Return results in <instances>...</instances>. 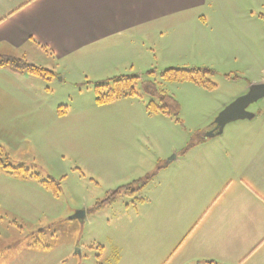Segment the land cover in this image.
<instances>
[{
    "label": "rangeland",
    "instance_id": "obj_1",
    "mask_svg": "<svg viewBox=\"0 0 264 264\" xmlns=\"http://www.w3.org/2000/svg\"><path fill=\"white\" fill-rule=\"evenodd\" d=\"M261 40H248L257 52L252 59L258 55L261 62L244 66L253 65L247 73L227 70L240 63L228 66L219 57L215 63L195 58L211 69L208 79L214 87L166 79L164 69L194 67L179 65L191 59L181 60L172 51L166 61L163 57L156 63L154 73L140 74L143 82L155 83L158 91L177 101V117L151 113L150 102L158 103L160 96H150L142 82L135 95L105 103L96 101L94 86L87 91L48 83L44 103H64L61 112L47 113L36 130L0 127L3 160L27 170L26 175H16L0 163V264H175L178 257L171 260V255L183 243L177 209L185 201L179 200L181 186L172 189L164 169H158L161 162L177 163L175 149L189 169L204 154L225 157L233 148L229 140L237 136L258 137L260 142H250L253 149L248 147V152L264 154V97L249 106L255 115L251 120L230 122L222 134L201 140L205 127L226 105L248 92L254 81L264 80V33ZM223 160L230 166L231 158ZM145 178L134 194L143 199L116 195L103 202L118 188L137 187ZM173 198L171 213L168 200ZM78 210L83 218L71 219Z\"/></svg>",
    "mask_w": 264,
    "mask_h": 264
},
{
    "label": "crops",
    "instance_id": "obj_2",
    "mask_svg": "<svg viewBox=\"0 0 264 264\" xmlns=\"http://www.w3.org/2000/svg\"><path fill=\"white\" fill-rule=\"evenodd\" d=\"M263 33L264 0H0V55L57 73L47 81L0 66V127L36 130L47 113L61 112L64 103H44L48 83L90 91L102 80L150 71L170 51L191 59L179 65L204 67L195 58L215 63L219 57L228 66L241 64L227 70L247 73L261 62L252 59L257 52L248 40L262 44ZM212 124L201 140L216 136L203 137ZM250 142L260 141L229 140L227 167L217 152L195 159L190 169L177 149V163L161 162L166 184L181 186L185 201L177 209L183 243L171 255L175 264H264V154L248 152ZM168 202L173 213L176 198Z\"/></svg>",
    "mask_w": 264,
    "mask_h": 264
},
{
    "label": "trees",
    "instance_id": "obj_3",
    "mask_svg": "<svg viewBox=\"0 0 264 264\" xmlns=\"http://www.w3.org/2000/svg\"><path fill=\"white\" fill-rule=\"evenodd\" d=\"M10 65L16 69L23 70L35 75H40L44 77L45 80L50 81L54 77L57 76V73L49 70L47 68H43L32 64L25 60L24 58H17L12 56L0 55V66ZM149 73H154V69H151ZM211 73V69L207 67H172L168 69H164L162 71V75L166 79H175V80H191L196 83L203 84L208 87H214V84L208 79V74ZM144 80L140 79V76L137 74H126L118 77L107 79L103 82L95 83L94 90L96 95V101L98 103H105L112 101L118 97L135 95L137 93L135 87L138 83L142 82L144 90L150 96L159 97L158 103L152 100L149 104V111L151 112H160L166 115H175L176 117L179 114L180 107L177 101L167 95L162 89L160 91L157 90V85L151 81L143 82ZM62 111V109L60 110ZM178 119V118H177ZM0 163L3 166V169L6 168L11 173H15L16 175H26V168L24 165L13 166L9 162H5L2 158V154L0 151ZM25 173V174H23ZM37 175V174H36ZM145 178L140 180V185L137 187L129 184L127 186H123L113 191L107 199L103 202H110L116 199V195L121 196H131L134 200L142 199L140 197H135L134 194L139 190L143 185H145ZM44 184L50 186L55 185L49 180H41ZM100 204V202H99ZM98 204V206H99Z\"/></svg>",
    "mask_w": 264,
    "mask_h": 264
},
{
    "label": "water",
    "instance_id": "obj_4",
    "mask_svg": "<svg viewBox=\"0 0 264 264\" xmlns=\"http://www.w3.org/2000/svg\"><path fill=\"white\" fill-rule=\"evenodd\" d=\"M264 97V83L254 84L249 91L237 97L230 104L226 105L214 120V127L205 134V138L221 134L224 127L233 121L240 119H250L254 114L248 110L249 105ZM174 157V156H173ZM84 212L78 210L71 219L83 218Z\"/></svg>",
    "mask_w": 264,
    "mask_h": 264
},
{
    "label": "flooded vegetation",
    "instance_id": "obj_5",
    "mask_svg": "<svg viewBox=\"0 0 264 264\" xmlns=\"http://www.w3.org/2000/svg\"><path fill=\"white\" fill-rule=\"evenodd\" d=\"M249 106H250V105H249ZM248 109H249V107H248ZM213 122H214V121H213ZM213 127H214V123L210 126L209 130H211ZM209 130H207V131L204 133V135H203L204 138H205V134H206Z\"/></svg>",
    "mask_w": 264,
    "mask_h": 264
}]
</instances>
